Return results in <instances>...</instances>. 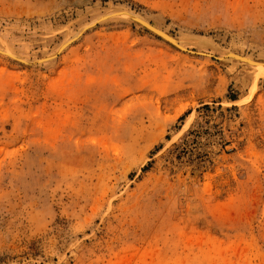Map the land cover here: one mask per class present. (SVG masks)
<instances>
[{
	"label": "rangeland",
	"instance_id": "1",
	"mask_svg": "<svg viewBox=\"0 0 264 264\" xmlns=\"http://www.w3.org/2000/svg\"><path fill=\"white\" fill-rule=\"evenodd\" d=\"M0 51V264H264V0H0Z\"/></svg>",
	"mask_w": 264,
	"mask_h": 264
},
{
	"label": "bare ground",
	"instance_id": "2",
	"mask_svg": "<svg viewBox=\"0 0 264 264\" xmlns=\"http://www.w3.org/2000/svg\"><path fill=\"white\" fill-rule=\"evenodd\" d=\"M126 16L128 19H130L131 21L135 22V23H138L140 24L142 27H144L145 29L149 30L150 32H152L153 34L157 35L158 37L162 38L163 40H166V42L176 46L178 49L180 50H184V51H190L186 48H184L183 46H180L176 40L174 41V39H172V37L170 38L169 36H167L168 34H165V32L163 33L160 29H158L157 27L151 25L150 23L126 12V11H116L115 13H111V14H107V15H102L100 16L93 24L89 25L87 28H90L94 25H96L98 22H101V21H104V20H108V19H111V18H114L116 16ZM76 38V37H75ZM74 38V39H75ZM74 39H70L68 41L65 42V47H67ZM61 48V47H60ZM62 51V50H61ZM61 51H56L54 54L50 55V56H47V57H43L37 61H34L32 63H29V64H33V63H42V62H46V61H49L53 58H55ZM1 54H3L1 51H0ZM203 54V53H201ZM224 56L226 58H231V59H234V60H237V61H244L248 64H254L255 66H251L253 68H255L256 70H258V72H264V64H259L257 63L256 61H252L248 58H246L244 55H241V54H237V53H234V52H231V51H226L224 53ZM15 58V57H13ZM17 59V57H16ZM20 60V59H18ZM22 61V60H21ZM24 63H28L26 61H22ZM244 64V63H243ZM259 65V66H258ZM262 66V67H261Z\"/></svg>",
	"mask_w": 264,
	"mask_h": 264
},
{
	"label": "trees",
	"instance_id": "3",
	"mask_svg": "<svg viewBox=\"0 0 264 264\" xmlns=\"http://www.w3.org/2000/svg\"><path fill=\"white\" fill-rule=\"evenodd\" d=\"M230 99H231V100H235V98H234V97H230Z\"/></svg>",
	"mask_w": 264,
	"mask_h": 264
}]
</instances>
